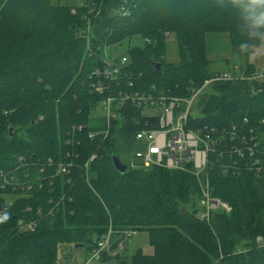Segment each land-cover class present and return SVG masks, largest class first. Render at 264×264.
Here are the masks:
<instances>
[{"label": "trees", "instance_id": "16d2710c", "mask_svg": "<svg viewBox=\"0 0 264 264\" xmlns=\"http://www.w3.org/2000/svg\"><path fill=\"white\" fill-rule=\"evenodd\" d=\"M16 1L40 16L33 37L24 38L28 51L39 57L62 53L66 60L57 71L46 67L44 59L29 60L22 46H16L15 57L11 51L0 55V135L7 141L0 146V264H19L18 257L23 264H76L80 251L94 250L108 235L101 257L108 264H264V173L245 168V148L244 159L236 157L235 172H222L229 145L238 143L229 142L232 131L256 144L254 156L264 163V78L213 84L197 102L199 117L190 118L189 127L213 140L205 170L210 196L230 208L200 219L206 209L192 174L128 165L125 154L136 150L135 133L156 128L157 119L130 105L107 130L98 111L101 96L90 91L88 81L99 53L90 59L78 28L66 22L75 16L80 23L93 21L100 8L95 47L101 50L106 43L109 49L140 36L143 49L118 56L127 60L128 80L183 101L205 80L224 73L208 70L207 35L228 34L233 53L242 57L259 45L241 47L245 37L238 12L226 2L225 13L217 10L204 19L199 0H107L105 5L81 0L75 13L54 10L51 0ZM160 6L176 12L162 29L152 14ZM184 8L189 15L181 12ZM231 23L236 26L230 29ZM170 35L176 39V64L163 58L164 39ZM232 67L242 78L264 74L252 64ZM22 122L27 123L24 133ZM114 156L127 166L125 172L114 169ZM22 189L26 194L17 197ZM27 223L35 227L28 229ZM135 230L147 232L153 254L138 250L129 259L121 252L126 233Z\"/></svg>", "mask_w": 264, "mask_h": 264}, {"label": "built area", "instance_id": "2783aa9c", "mask_svg": "<svg viewBox=\"0 0 264 264\" xmlns=\"http://www.w3.org/2000/svg\"><path fill=\"white\" fill-rule=\"evenodd\" d=\"M89 13L91 12L89 11ZM96 16L98 14L94 12V17ZM85 20L84 27L85 31H87L91 20ZM86 51L90 59L95 58L99 53L97 65L90 72L88 81L90 91L101 96L98 111L101 119L104 120L107 130L113 126V121L117 119L118 115L124 114L130 105L143 109V116H154L157 119L156 128H144L135 133L136 150L133 152L130 167L134 168V163H141L144 168L155 166L170 171L190 173L200 186L202 204L206 209L205 216H201L200 219L206 218L207 220L208 212L212 210L229 212V206L218 199L212 198L208 188L205 170L210 151L209 145L213 140L209 139L208 134L202 136L192 130L189 127V121L190 118L196 119L199 117V110L196 105L198 100L204 96L202 92L206 87L218 83L261 80L264 78V74L242 78L238 77L237 73H233L234 68L231 72L216 73L210 79L205 80L201 88L192 90L183 101H180L178 98L169 96L153 85L134 87L133 82L128 80L126 75V58H111L106 45L102 46L101 50L99 46L91 48L87 46ZM144 124L146 126L148 122L146 121ZM102 135L105 138L107 133L103 132ZM91 136L94 137L95 135H89V137ZM235 139L238 143L229 145L228 166H223L222 172L229 170L235 172L236 157L244 159L242 148H245L244 153L248 161L245 164V168L255 171L254 173L256 174L264 173V163H260L259 159L254 156L256 144L251 143V140L245 141L244 137L237 138L232 131L229 134V142L233 143ZM262 153H264V150H262ZM94 158V155L91 156L90 161ZM27 224L28 229L35 227L32 223ZM131 234L133 233H126L125 238ZM256 241L259 243L261 239ZM108 243L109 235L94 250L90 251L89 258L85 261V264H89L91 261H98L99 264H108L101 260L102 251L107 247ZM122 247L123 243L119 246V249L121 250Z\"/></svg>", "mask_w": 264, "mask_h": 264}, {"label": "rangeland", "instance_id": "374dc122", "mask_svg": "<svg viewBox=\"0 0 264 264\" xmlns=\"http://www.w3.org/2000/svg\"><path fill=\"white\" fill-rule=\"evenodd\" d=\"M100 1V0H99ZM103 1V5L106 4L107 0H101ZM201 2L203 5L201 6ZM227 0H221V1H215V0H199V9L202 12V17L204 19L209 18L207 16L211 12H217L219 10L222 13H225L228 9V6L226 7ZM79 3H81V0H51V4L54 10H58V7L66 8L67 10H70L72 13H75V6H77ZM223 8V9H221ZM97 14L99 16L100 8H98ZM184 14H190V9L185 10L182 9ZM69 12V11H68ZM90 12H93L91 9ZM161 12H165V14L161 15ZM78 14V12H77ZM157 21H155L157 24H159V28H163L167 22L172 21L171 20L174 14H176L175 11H172L170 9H165V7L160 6L156 12L152 13ZM169 15V16H168ZM96 16L93 21L88 25V30L85 31V22L84 23L79 22V16L71 17L70 19H66V22L69 25H73L76 29L78 28L79 37L81 39V43L84 44L85 49L87 46L90 48L93 46H96L93 42L96 40L94 35V21L98 17ZM66 17V16H65ZM144 17V16H143ZM170 18V20H168ZM40 16L32 9L28 8L27 6L19 5L16 0H0V55L6 53V52H14V57L17 56V52H15L16 46L27 50V57L29 60L32 59L40 60L44 59V64L46 67L57 70L63 68L64 61L66 60L65 56L62 53H56L57 55L51 53L47 56L39 57V55H35L31 51L29 52L26 46V40L24 38L33 37V34H35V31L37 30V25L39 23ZM100 20V19H99ZM138 21H135V23ZM144 22H147L149 24V20L146 21L144 19ZM139 23V22H138ZM175 23V22H174ZM84 24V25H83ZM140 26V25H139ZM236 25L235 23H231L229 25V28H234ZM207 28L210 27L209 24L206 25ZM224 27V26H223ZM221 27H217V29L214 30V33H217L216 30H220ZM8 40L6 43H2L4 40ZM91 39V40H90ZM120 39V38H119ZM93 40V41H92ZM107 41H103L105 43ZM93 43V44H92ZM116 45L112 46L108 49V54L111 58H116L118 56L123 55L127 49H143L144 47V41L140 36H134L130 38V40L120 43H115ZM206 44V54L207 59L209 60L210 64L208 67V70L210 72H228L230 71L231 65H235L239 67L240 65H254V68L256 71L262 72L264 70V41L260 42L259 45L251 46L248 49L247 56H240L233 53V49L230 45L229 36L228 34H210L206 36L205 39ZM105 44H102L100 46H104ZM109 47L108 45H106ZM21 52H24L23 50H20ZM163 58L164 61L169 64H176L178 62V51H177V44L176 39L173 35H170L164 39L163 43ZM29 60H26V63ZM78 74V71H77ZM30 83V81H26ZM28 94H34V90H26ZM31 97V96H30ZM20 129L23 132L25 128H27V123L22 122ZM4 125V124H3ZM15 129V128H14ZM13 130V129H12ZM11 130V134H12ZM24 133V132H23ZM20 135V132L18 133ZM6 136V135H5ZM5 136L3 134L0 135V146L3 148L4 143H7ZM25 142V141H24ZM19 145L20 142L18 143ZM134 152V151H133ZM133 152L130 154H125L127 158V163L129 166H131L132 156ZM4 180L6 179L5 175H3ZM28 191L29 189L26 188ZM21 197L26 194V192L22 189L19 191ZM15 197V199L17 198ZM7 204L12 203L11 200L6 201ZM3 224V222L0 220V225ZM2 227V226H1ZM136 231V230H135ZM4 230L0 228V235H2ZM2 237V236H1ZM0 237V238H1ZM138 250H140L143 254H153V248L149 245L148 238H147V232H138L129 235L124 239L123 247L121 249V252L124 253V255L130 259ZM82 256L81 259L77 261L76 264H85L86 260L89 258L88 253L85 251L79 252ZM17 262L19 264L22 263V259L18 257ZM89 264H99L98 261H91Z\"/></svg>", "mask_w": 264, "mask_h": 264}, {"label": "clouds", "instance_id": "9594fccd", "mask_svg": "<svg viewBox=\"0 0 264 264\" xmlns=\"http://www.w3.org/2000/svg\"><path fill=\"white\" fill-rule=\"evenodd\" d=\"M239 16V27L245 40L241 47L264 41V0H227Z\"/></svg>", "mask_w": 264, "mask_h": 264}, {"label": "water", "instance_id": "95a60500", "mask_svg": "<svg viewBox=\"0 0 264 264\" xmlns=\"http://www.w3.org/2000/svg\"><path fill=\"white\" fill-rule=\"evenodd\" d=\"M156 68H159V64L156 65ZM10 130V129H9ZM212 146V144H211ZM113 167L116 171H118L119 173H123L125 172V170L127 169V166L125 164H123L117 157H112L111 158ZM135 167H141V163H134L133 164Z\"/></svg>", "mask_w": 264, "mask_h": 264}]
</instances>
